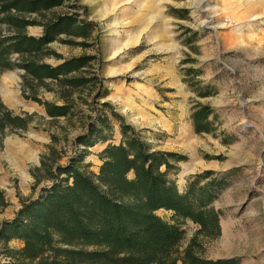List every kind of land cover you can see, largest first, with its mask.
<instances>
[{
  "label": "rangeland",
  "instance_id": "obj_1",
  "mask_svg": "<svg viewBox=\"0 0 264 264\" xmlns=\"http://www.w3.org/2000/svg\"><path fill=\"white\" fill-rule=\"evenodd\" d=\"M68 13L96 24L99 37L62 34L43 52L12 54L14 68H0V103L29 120L27 129L8 126L0 133V190L8 202L0 208V224L15 216L22 200L51 184L42 161L51 168L66 165L83 148L76 137L86 132V122L105 112L112 117L103 105L108 102L153 149L183 156L171 158L168 173L181 191L207 170L227 175L229 183L214 202L221 234L200 238V254L264 264V0H62L42 13L18 15L36 20L24 32L40 37L44 22ZM14 33L0 23V35ZM81 55L95 59L78 75L101 81L71 91L67 99L81 113L54 119L35 98L65 103L58 81L37 80L20 64L34 59L56 66ZM197 104L215 110L212 133L195 132L191 114ZM112 123V139L119 142L118 121ZM104 146L88 149L83 169L98 172ZM158 214L170 219L166 211ZM180 225L183 250L198 226L190 220ZM0 260L7 263L4 256Z\"/></svg>",
  "mask_w": 264,
  "mask_h": 264
},
{
  "label": "trees",
  "instance_id": "obj_2",
  "mask_svg": "<svg viewBox=\"0 0 264 264\" xmlns=\"http://www.w3.org/2000/svg\"><path fill=\"white\" fill-rule=\"evenodd\" d=\"M61 4L62 0H0V23L15 31L10 36L0 35L1 69L14 68L12 54L43 52L62 34L99 37L96 24L69 13L44 22L40 37L24 32L26 26L37 22L19 13H42ZM93 59L95 56L81 55L56 66L27 59L20 66L37 80L58 81L65 103L35 100L45 106L50 117L70 119L81 113L67 99L71 91L101 81L99 76L78 75ZM103 105L113 118L105 112L88 120L86 132L76 137L83 148L66 165L51 168L42 161L51 184L36 198L22 200L15 216L0 224V255L6 257L5 264H238L237 259H209L200 254V238L215 239L221 234V213L214 202L229 183L227 175L207 170L192 177L181 191L168 173L173 167L171 158L179 161L183 156L153 149L108 102ZM211 117L217 116L210 105L194 106L191 120L195 132L215 131ZM112 119L119 124V142L112 139ZM28 124L26 117L14 115L0 103V133L8 126L27 129ZM97 143L105 144L99 153V170L87 171L80 163ZM7 205L0 190V208ZM160 210L168 212L170 219L159 215ZM186 220L198 228L181 250L185 231L180 224ZM12 240H20L22 247H11Z\"/></svg>",
  "mask_w": 264,
  "mask_h": 264
},
{
  "label": "crops",
  "instance_id": "obj_3",
  "mask_svg": "<svg viewBox=\"0 0 264 264\" xmlns=\"http://www.w3.org/2000/svg\"><path fill=\"white\" fill-rule=\"evenodd\" d=\"M14 241V240H13ZM19 242H21L20 240H18ZM22 243V242H21ZM21 245H23V244H21Z\"/></svg>",
  "mask_w": 264,
  "mask_h": 264
},
{
  "label": "bare ground",
  "instance_id": "obj_4",
  "mask_svg": "<svg viewBox=\"0 0 264 264\" xmlns=\"http://www.w3.org/2000/svg\"><path fill=\"white\" fill-rule=\"evenodd\" d=\"M130 2V1H129ZM248 3V2H247ZM256 18V17H255ZM251 20V19H250ZM244 22V21H243Z\"/></svg>",
  "mask_w": 264,
  "mask_h": 264
}]
</instances>
